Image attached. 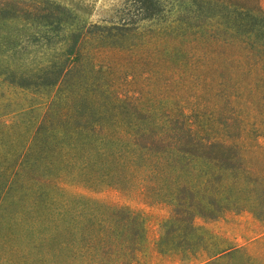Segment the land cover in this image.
<instances>
[{"label": "trees", "instance_id": "16d2710c", "mask_svg": "<svg viewBox=\"0 0 264 264\" xmlns=\"http://www.w3.org/2000/svg\"><path fill=\"white\" fill-rule=\"evenodd\" d=\"M136 2L153 25L168 22L166 29L157 31L159 42L146 41L149 50L141 59L118 56L104 66L90 62L94 73L102 72L101 77H91L97 96L92 100L84 94L74 96L71 108L59 111L56 132L50 136L59 139L77 163L83 186L111 179L112 186L121 190L172 188L190 196L197 188L203 192L202 199L219 201L223 156L229 161L244 143L264 137V10L260 0ZM75 19L59 5L30 11L11 1L0 6V77L23 87L58 88L76 72L78 82L85 78L89 55L74 57L84 37L91 36L96 48L119 55L124 49L137 53L142 45L123 42L131 29L127 25L87 27ZM134 31L140 35L143 29L135 27ZM38 55L47 60L40 61L35 58ZM137 81L145 85L131 90L129 97L106 91L113 84L134 87ZM58 97H50L48 109H53ZM89 100L98 105L91 107ZM110 102L118 104L106 106ZM197 162L205 167L192 173V189L185 179ZM18 175L11 173L5 194ZM117 211L110 217L123 219L124 212ZM70 214L67 221V211L56 214L60 236L65 235L63 229L74 231L80 250L86 253L93 250L95 239L110 254V263L122 264V256L130 250L124 226L114 227L85 207L74 218ZM66 242L58 241V248L68 247Z\"/></svg>", "mask_w": 264, "mask_h": 264}, {"label": "rangeland", "instance_id": "374dc122", "mask_svg": "<svg viewBox=\"0 0 264 264\" xmlns=\"http://www.w3.org/2000/svg\"><path fill=\"white\" fill-rule=\"evenodd\" d=\"M9 1L28 11L63 6L76 17V24L87 27L127 25L131 29L123 42L142 45L137 53L124 49L119 55L96 48L91 36L84 37L74 57L89 55L85 78L78 82L74 72L58 88L23 87L0 77V264H112L110 254L100 249L95 239L93 250L86 253L80 250L74 231L63 229L65 235L60 236L56 229L58 212L67 211V221L70 213L74 218L84 207L112 226L127 229L124 238L133 249L122 256V264H264V137L244 143L229 161L223 156L219 162V201L211 203L202 199L203 192L191 183L192 173L204 169L203 162L192 163L186 175V182L196 190L192 196L172 188L121 190L112 186L111 179L89 188L81 185L77 163L67 155L64 144L50 136L56 132L59 111L69 110L74 96L84 94L91 100L97 96L90 84L97 73L90 62L104 66L118 56L125 60L143 58L149 50L145 42H159L157 31L168 22L153 25L136 0H0V6ZM260 4L264 10V0ZM135 27L143 32L135 35ZM35 58L47 60V56ZM142 84H113L106 91L129 97L131 90ZM53 94L60 97L51 110L48 106ZM65 94L68 100L63 98ZM97 105L90 101L91 107ZM13 171L19 175L5 194ZM210 187L215 186L211 183ZM35 196H39L36 203L32 202ZM117 210L124 212L123 219L110 217ZM37 215L42 216L37 219ZM60 240H66L68 247L59 249Z\"/></svg>", "mask_w": 264, "mask_h": 264}]
</instances>
